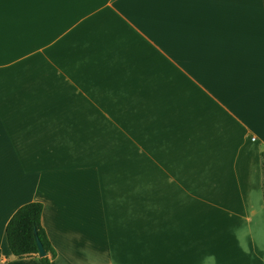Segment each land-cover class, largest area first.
Masks as SVG:
<instances>
[{"label": "crops", "instance_id": "obj_1", "mask_svg": "<svg viewBox=\"0 0 264 264\" xmlns=\"http://www.w3.org/2000/svg\"><path fill=\"white\" fill-rule=\"evenodd\" d=\"M263 151L264 0H0V264H264Z\"/></svg>", "mask_w": 264, "mask_h": 264}, {"label": "trees", "instance_id": "obj_2", "mask_svg": "<svg viewBox=\"0 0 264 264\" xmlns=\"http://www.w3.org/2000/svg\"><path fill=\"white\" fill-rule=\"evenodd\" d=\"M261 169L263 176L264 194V151L261 153ZM43 205L41 203H30L21 207L11 218L6 227V241L13 257L17 259L37 258L38 264H52L56 253L42 226ZM37 232L47 256L38 257V248L34 238Z\"/></svg>", "mask_w": 264, "mask_h": 264}, {"label": "water", "instance_id": "obj_3", "mask_svg": "<svg viewBox=\"0 0 264 264\" xmlns=\"http://www.w3.org/2000/svg\"><path fill=\"white\" fill-rule=\"evenodd\" d=\"M34 238H35V241H36V245H37V248H38V257L39 258H44L47 256V253L41 243V241L39 240V237L37 235V232H34Z\"/></svg>", "mask_w": 264, "mask_h": 264}]
</instances>
